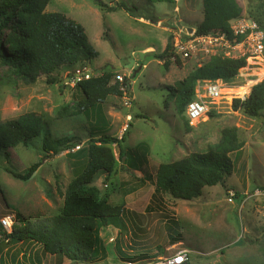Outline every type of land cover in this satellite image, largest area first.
Masks as SVG:
<instances>
[{
    "label": "rangeland",
    "instance_id": "rangeland-1",
    "mask_svg": "<svg viewBox=\"0 0 264 264\" xmlns=\"http://www.w3.org/2000/svg\"><path fill=\"white\" fill-rule=\"evenodd\" d=\"M236 1L242 9L240 17L256 21L264 31V0ZM45 11L62 12L79 23L98 55L90 62L62 65L33 82L15 76L0 61V121L33 111L42 115L52 141L69 139L56 154L42 150L39 136L29 145L9 148L8 156H0V219L12 218L18 224L17 210L36 223L60 213L66 185L86 164L89 127H100L76 111L82 100L76 77L88 69L91 76L112 72L110 83L126 77L128 85L121 96L109 94L101 107L109 124L107 133L120 138L126 132L120 142L124 154L119 156L117 144L109 143L116 159L114 171L108 180L98 175L94 184L110 205L141 212L133 220L142 222H134L137 226L128 231L115 225L102 228L103 250L95 260L67 259L71 261L68 264H128L116 252V243L135 258L134 264L182 248L189 251L191 264H264V109L251 117L232 106L234 98L246 97L251 86L264 79V56L246 58V64L230 80L216 78L224 84L219 107L188 124L184 111L177 113L168 86L210 56L224 52L218 50L223 42L207 38L220 31L204 33L202 45H192L191 54L185 58L179 55L178 63L173 55L162 59L156 55L169 43L174 52L180 40L196 35L185 29L196 30L202 21V0H49ZM237 20H232L231 26ZM241 43L233 48L243 50ZM226 128L235 129L240 147L229 153L232 170L223 183L203 186L200 195L189 200L154 192V174L160 163L206 151L220 141ZM141 142L148 148L137 147ZM40 159V167L26 181L5 169L23 172ZM134 160H141V166H131ZM169 218L177 221L174 229L181 234V244L168 243L164 224ZM118 231L115 242H108V235ZM2 238L3 264L11 263L10 255L12 264H51L55 255L30 239L14 242L15 250L10 253L6 250L8 239Z\"/></svg>",
    "mask_w": 264,
    "mask_h": 264
},
{
    "label": "trees",
    "instance_id": "trees-1",
    "mask_svg": "<svg viewBox=\"0 0 264 264\" xmlns=\"http://www.w3.org/2000/svg\"><path fill=\"white\" fill-rule=\"evenodd\" d=\"M48 2L0 0V61L25 82H33L41 74L49 75L62 65L90 62L98 55L79 23L62 12L45 11ZM202 7L203 19L196 27V34L214 29L229 38L234 36L231 21L240 18L242 11L236 0H202ZM110 8L113 10L115 7ZM236 36L237 40L242 38V35ZM171 49L169 43L156 57L162 59L166 55H173L178 63L179 57ZM245 64V56L229 58L221 54L212 55L184 78L169 85L168 91L174 99L177 113L181 114L192 98L197 79L230 80ZM112 76V72H101L75 83L82 96L76 111H80L95 124L99 123L97 125L100 127H89L91 142L87 148L86 164L66 185L60 213L48 221L33 223L16 210L14 216L18 224L13 223L8 233L4 229L1 231L3 239H8L7 242L30 239L41 243L44 252L49 254L62 255L76 262H90L103 250L100 229L108 225L120 226L123 231L127 229L125 208L110 205L94 184L98 175L108 180L114 171L116 159L109 143L117 144L119 156L124 154L120 142L126 132L120 138L109 135L106 130L109 124L101 107L109 94L121 96L128 85L126 77L110 83ZM232 106L248 116H258L264 109V79L254 83L244 99L234 98ZM235 135L234 128H226L222 131L220 141L206 151H193L180 159L160 163L154 174V192L189 200L199 196L203 186L223 183L232 170L229 153L240 147ZM39 136H42V150L55 154L63 147L64 140L69 141L67 138L52 141L42 115L33 111L0 121V156H8L9 148L18 144L29 145ZM138 146L148 148L143 142ZM41 159L30 164L23 172H15L8 167L5 169L14 177L26 181L40 167ZM140 163L141 160L138 163L134 160L130 165L140 167ZM146 209L150 207L147 205ZM166 221L164 228L168 243L181 241V234L174 229L177 227L176 219L169 218ZM115 250L123 260L134 259L118 243ZM0 264H3L1 258ZM183 264L191 263L187 260Z\"/></svg>",
    "mask_w": 264,
    "mask_h": 264
},
{
    "label": "built area",
    "instance_id": "built-area-1",
    "mask_svg": "<svg viewBox=\"0 0 264 264\" xmlns=\"http://www.w3.org/2000/svg\"><path fill=\"white\" fill-rule=\"evenodd\" d=\"M231 29L232 34L234 35L232 38H229L225 33L221 32L220 30L217 31H220L221 33L215 32L213 33L212 37H207L209 38L208 41L212 40L215 42H223L224 46L218 49L220 51H224L223 53H221L222 56L229 58L245 56V58L248 59L251 58V55L264 56V31L260 27V25L256 23V21L247 20L245 18L240 17L238 18L236 25L231 26ZM185 30L189 31L187 29ZM192 31L196 34V31L193 30V28L190 32ZM202 35L203 34H193L190 35L191 37L188 39H185L184 37L183 41L180 40L174 46V54L178 57L180 55L182 58L188 57L191 54L190 49H192V45H194V47H196V45H202L201 38L204 37ZM236 35H242V38L240 40H237ZM224 37H226L229 41H224ZM239 43H241L240 45L243 46V50H235L233 48V46H236ZM249 51L250 53H248ZM232 52L236 53L232 54ZM88 70L79 73L76 77V82L81 79L89 78L91 76V72ZM219 80L220 79H197V82L194 86L193 96L184 107V113L187 118L188 124H192L195 121L200 120L202 117L209 115L211 111L216 110L219 107V104L221 103L223 97L221 87L224 86L223 82L222 84L218 82ZM244 98L245 97L242 96L241 99ZM0 221L5 232H10L13 223L12 218H1ZM1 238L2 234L0 232V239ZM111 240H113V238H111ZM188 258L189 251L185 248H182L176 250L174 253H171L168 256L155 257L154 259H151L141 264H183L185 261L188 260Z\"/></svg>",
    "mask_w": 264,
    "mask_h": 264
},
{
    "label": "crops",
    "instance_id": "crops-1",
    "mask_svg": "<svg viewBox=\"0 0 264 264\" xmlns=\"http://www.w3.org/2000/svg\"><path fill=\"white\" fill-rule=\"evenodd\" d=\"M125 208V210H126V216L124 217V220H125V222H126V224H127V231H128V228L129 227H136L137 225H135L134 224V222H142V220L140 219V221H138V220H133V217L134 216H136L137 215V213H141V212H139V211H135L134 209H131V208H128L127 206H125L124 207ZM146 208V207H145ZM135 213H136V215H135ZM116 229H120V228H117L116 227ZM137 229L139 230L140 228L139 227H137ZM121 230V229H120ZM121 231H123V230H121ZM126 231V230H125ZM100 232H101V229H100V231H99V234H100ZM119 234V231L118 232H116V234H114V235H108V242H115V240H116V238H117V235ZM101 238V237H100ZM111 238H113V240H111ZM20 242H22L23 243V241H20ZM20 242H17L16 244H19ZM179 242H181V241H178V242H176L175 244H178ZM10 244L6 247V250H10V253H12L13 252V250H15V249H13L12 247H13V243L12 242H9ZM101 244H102V241H101ZM174 244V243H173ZM179 244H181V243H179ZM169 245H171V244H169ZM102 247H103V244H102ZM122 250H123V248H122ZM132 250V249H131ZM102 252V251H101ZM100 252V253H101ZM127 254H130V253H128L127 251H125ZM99 253V254H100ZM131 255V254H130ZM132 256V255H131ZM125 262H127L128 264H134L135 263V258L133 259V260H124ZM138 261H140V260H136V262H138ZM10 264H12L13 263V259H12V255H10ZM69 262H71V261H69V260H67L66 258H64L62 255H58V254H56V255H52V262H51V264H68ZM40 264H43L42 262L40 263Z\"/></svg>",
    "mask_w": 264,
    "mask_h": 264
},
{
    "label": "water",
    "instance_id": "water-1",
    "mask_svg": "<svg viewBox=\"0 0 264 264\" xmlns=\"http://www.w3.org/2000/svg\"><path fill=\"white\" fill-rule=\"evenodd\" d=\"M192 28H189L188 30L191 31ZM133 62V61H132ZM129 66V65H128ZM100 70H98L97 72H99Z\"/></svg>",
    "mask_w": 264,
    "mask_h": 264
},
{
    "label": "clouds",
    "instance_id": "clouds-1",
    "mask_svg": "<svg viewBox=\"0 0 264 264\" xmlns=\"http://www.w3.org/2000/svg\"><path fill=\"white\" fill-rule=\"evenodd\" d=\"M13 223H14V221H13ZM13 223H12V224H13ZM1 226H2V225H1ZM11 227H12V226H11ZM2 228H3V227H2ZM3 229H4V228H3ZM2 239H3V238H2ZM188 260H189V258H188Z\"/></svg>",
    "mask_w": 264,
    "mask_h": 264
}]
</instances>
